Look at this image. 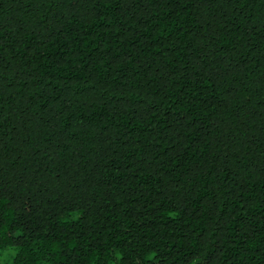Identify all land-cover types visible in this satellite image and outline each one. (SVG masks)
<instances>
[{
	"label": "trees",
	"instance_id": "trees-1",
	"mask_svg": "<svg viewBox=\"0 0 264 264\" xmlns=\"http://www.w3.org/2000/svg\"><path fill=\"white\" fill-rule=\"evenodd\" d=\"M0 264H264V0H0Z\"/></svg>",
	"mask_w": 264,
	"mask_h": 264
},
{
	"label": "rangeland",
	"instance_id": "rangeland-1",
	"mask_svg": "<svg viewBox=\"0 0 264 264\" xmlns=\"http://www.w3.org/2000/svg\"><path fill=\"white\" fill-rule=\"evenodd\" d=\"M9 254H4V253H0V261L3 262H12L13 261V257L15 255V252L12 250L8 251Z\"/></svg>",
	"mask_w": 264,
	"mask_h": 264
}]
</instances>
